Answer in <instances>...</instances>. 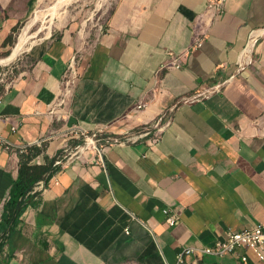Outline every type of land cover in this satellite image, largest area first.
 <instances>
[{
    "label": "crops",
    "instance_id": "0c3cea01",
    "mask_svg": "<svg viewBox=\"0 0 264 264\" xmlns=\"http://www.w3.org/2000/svg\"><path fill=\"white\" fill-rule=\"evenodd\" d=\"M31 2L0 0L2 33ZM78 51L64 33L37 43L0 95V264H175L187 247L185 264H264L246 246L198 250L264 225V0H226L220 13L206 0H116ZM169 52L184 54L180 68H161ZM33 145V164L58 159L3 222Z\"/></svg>",
    "mask_w": 264,
    "mask_h": 264
},
{
    "label": "rangeland",
    "instance_id": "374dc122",
    "mask_svg": "<svg viewBox=\"0 0 264 264\" xmlns=\"http://www.w3.org/2000/svg\"><path fill=\"white\" fill-rule=\"evenodd\" d=\"M115 3L116 0H32L31 6L7 34L0 30V95L10 89L15 80L29 72L34 62L30 53L37 43L46 41L55 35L61 36L64 33L66 36H70L73 45L79 50L78 53L90 49L104 29ZM38 10L42 12L41 18L28 23ZM3 18L0 15V23ZM50 19L52 20L50 21ZM49 22H51V31L46 36L44 28L39 31L38 29ZM27 23L28 27L24 32L27 39L24 41V45L13 59L6 61L9 54L13 53L19 35ZM31 41L33 43L29 46ZM69 79L68 76L67 80ZM163 122V120L160 121V124L162 125ZM144 128L148 129L147 126H143L139 129H132L123 135L109 133L108 140L111 141L113 138H117L119 141L125 140L126 137L137 135ZM90 138L94 140L90 133L82 137L81 144L89 143ZM63 155L64 152H61L59 159H62Z\"/></svg>",
    "mask_w": 264,
    "mask_h": 264
},
{
    "label": "built area",
    "instance_id": "2783aa9c",
    "mask_svg": "<svg viewBox=\"0 0 264 264\" xmlns=\"http://www.w3.org/2000/svg\"><path fill=\"white\" fill-rule=\"evenodd\" d=\"M207 6L212 8L215 12L220 13L223 9L226 0H206ZM201 41L196 42V46H199ZM185 61L183 53L174 54L169 52L166 59L163 61L162 69H174L180 68ZM146 102L141 100L136 104L137 109L145 107ZM160 128V127H159ZM158 128V129H159ZM150 130L145 128L133 137H126V140H132L134 138H140L148 135ZM114 142H122L117 138L112 139ZM38 162V161H37ZM162 214L165 216L167 225L172 226L176 223L178 217L168 208L162 209ZM241 246H246L254 251L257 257L261 260L264 259V225L256 224L249 229H243L240 231H231L222 240H215L210 246H203L199 250L202 254L212 255V256H224L234 253L237 248ZM194 252L193 248H184L177 255V261L175 264H185V257ZM243 260L244 257H241Z\"/></svg>",
    "mask_w": 264,
    "mask_h": 264
},
{
    "label": "trees",
    "instance_id": "16d2710c",
    "mask_svg": "<svg viewBox=\"0 0 264 264\" xmlns=\"http://www.w3.org/2000/svg\"><path fill=\"white\" fill-rule=\"evenodd\" d=\"M10 55V54H9ZM28 154L23 155L19 161V171L16 182L14 183L9 198L4 205L2 213L3 222H14L20 212L24 210L29 201V196L33 191V194H38L37 190H34L35 186L41 180H46L53 169V164L57 160V155L49 158L46 155L44 164H33L32 158L41 152V148L38 146H30L27 148ZM57 154H60L58 152ZM1 245V242H0Z\"/></svg>",
    "mask_w": 264,
    "mask_h": 264
},
{
    "label": "bare ground",
    "instance_id": "6f19581e",
    "mask_svg": "<svg viewBox=\"0 0 264 264\" xmlns=\"http://www.w3.org/2000/svg\"><path fill=\"white\" fill-rule=\"evenodd\" d=\"M41 10H38L32 17H31V19H30V21L28 22V23H32V22H34V21H36V20H38V19H40L41 18ZM54 14V13H53ZM51 17V16H50ZM52 19H50V21H51ZM28 23L26 24V26H25V28L21 31V33H20V35H19V38H18V43H17V45L15 46V48L13 49V53L11 54V55H9L8 57H7V60L6 61H8V60H11V59H13V57L16 55V53H18V51H19V49L24 45V41L27 39V37L25 36V30H26V28L28 27ZM45 29V35L46 36H48L49 35V33H50V31H51V22H49L47 25H44V26H41L39 29H38V31L39 30H41V29ZM32 43H33V41H31V43L29 44V46L30 45H32ZM29 46H28V48H29ZM93 142V139H89V143H92Z\"/></svg>",
    "mask_w": 264,
    "mask_h": 264
}]
</instances>
